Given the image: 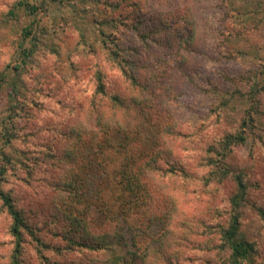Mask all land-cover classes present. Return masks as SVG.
<instances>
[{"label": "rangeland", "instance_id": "obj_1", "mask_svg": "<svg viewBox=\"0 0 264 264\" xmlns=\"http://www.w3.org/2000/svg\"><path fill=\"white\" fill-rule=\"evenodd\" d=\"M161 19L174 29L168 47L156 50L148 45ZM112 39L141 52L149 68L143 74L155 71L158 80L153 106L143 102L146 115L137 124L141 169L154 166L143 177L139 220L129 224L119 216L116 222L138 255L132 264H227L221 229L237 173L247 187L238 239L255 244L242 264H264V0H0V169L8 168L0 188L51 248L41 252L49 260L42 259L24 231L23 264H105L103 249L58 250L69 246L63 232L68 215L55 187L60 172L53 157L70 146L66 135L79 131L91 195L106 179L105 168L97 167L101 151L124 132L98 124L96 115L110 102L108 94H125L127 101L137 96L109 55ZM97 73L105 95L96 92ZM253 87L258 103L249 94ZM132 115L116 110L119 121ZM133 130L128 133L135 136ZM11 131L17 138L8 142ZM240 132L245 140L232 146L226 165L215 161L211 145ZM211 161L228 173L213 175ZM90 211L102 219L98 207ZM10 223L0 199V264H12Z\"/></svg>", "mask_w": 264, "mask_h": 264}, {"label": "trees", "instance_id": "obj_2", "mask_svg": "<svg viewBox=\"0 0 264 264\" xmlns=\"http://www.w3.org/2000/svg\"><path fill=\"white\" fill-rule=\"evenodd\" d=\"M20 5L21 3L19 2L17 6ZM173 15H176V12L173 13ZM173 29V23H169L167 20L162 19L157 21L155 27L156 35L149 39L148 47L152 44L157 45L156 50L166 46L168 47ZM117 41L113 40L110 45H106L109 50V55L129 83L128 88L132 90L133 88H137V96H135L137 99H134L135 97L132 96V99L130 101L128 100V102V97H125V94L111 93L108 94L110 102H107L106 105H101L102 107L100 106L102 109L97 113L95 121L105 128L107 127V129H109L108 127H121L124 133L122 134V139L117 143L107 144L101 151L103 158L97 163V167L105 168L106 179L103 180V182L101 180V183L99 182L97 184L93 195H91V191L87 187V182H85L86 177L84 176L86 173L85 170H88L86 169V166H89L87 164L88 162L83 163V158L79 155L81 133L72 129L68 135H66L70 139V146L64 149L61 156L56 157V155H54L53 158H56L59 162L56 167L60 172L58 179H56L55 187L59 189L58 194L63 199V211L68 215V219H66L68 223L65 225L66 230H63V232L66 235L69 246L59 248L58 250L62 253V251H73L77 247L95 251L103 249L102 253L106 256L105 264H132L134 259L138 258V255L136 252L128 249L121 234L116 230V222L119 216L129 224H136L139 220L136 213L138 212V204H140V201H138V199H140V192L143 189V177L152 171L153 169L151 168H154V166L152 163H146L147 166H151V168L148 169L145 167L141 169L143 161L140 157V141L137 134V124L142 120L141 118L144 119L146 115L144 113L143 102L146 101V104L149 106L151 104V106H153L152 101L155 96L154 90L158 80L155 71L152 73L153 75L145 76L143 74L144 71L146 69L149 70V68L146 66V59H143L141 52H136L134 49V52L132 51L130 53V51L120 47ZM181 41L183 43L185 40ZM147 54L154 55L155 52L151 51ZM152 55H149V58L154 57ZM95 81L96 92L105 95V84L100 73L95 75ZM210 91L216 95L222 96L217 87L210 88ZM258 91V87H253L249 93L250 97L255 100L256 103H258L256 99ZM224 102H226L225 99ZM129 103H133L132 105H134L136 112L134 115H132L131 109L128 110L132 107H129ZM104 106L105 108L106 106H108V108H113V115L109 116L107 112L104 111ZM118 109L123 113L129 112L132 115V119H128V116H126V121H119L116 117V110ZM139 114L141 115L138 116ZM154 116L155 115L152 116L153 119L155 118ZM154 122L156 123L157 121L154 120ZM132 129L134 130L131 133L136 134L135 136L128 133ZM15 134L16 133H13V131L7 133L8 142H11L13 138H17ZM107 134H109V132H107ZM106 139H108V137ZM244 140L245 137L242 132L225 135L222 140H219L210 147L214 150L212 151L215 154L216 160H214L223 162V165H226L224 160L230 154L232 146L242 143ZM47 154V156H50L49 153ZM52 156L53 155L50 157ZM118 158L119 160L117 162L116 160ZM4 161L9 163L10 158L5 155ZM34 164L36 165V162H34ZM210 164H214L217 168L214 170L212 169L211 172L213 175L222 174L224 177V175L228 173L229 169L227 166L220 168L221 166L213 161H211ZM6 166L0 169V174H5L7 172L8 168ZM178 170L184 175H188V172L182 167ZM232 178L235 181L236 190L230 198V216L227 226L221 229V240L223 242L222 244L230 250L227 264H242V262L248 260L255 252V244L254 242L238 239V233L241 227V207L245 200L247 187L241 174H234ZM0 199L2 201V207L11 218L9 231L14 241L10 257L11 263L23 264L24 262L22 258L24 231L36 241L38 246H40L38 248V253H40L39 256L44 260H49L48 257L41 252L45 250V248L46 250L51 248L41 241L36 233L28 226L21 212L17 209L11 193L0 188ZM91 206L98 207L102 219L93 217L90 211ZM260 214L264 221V212L260 211Z\"/></svg>", "mask_w": 264, "mask_h": 264}]
</instances>
